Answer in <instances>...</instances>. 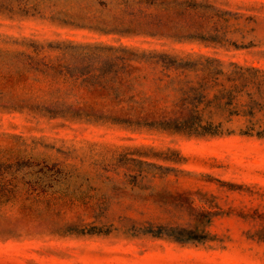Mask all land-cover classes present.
<instances>
[{"label":"rangeland","instance_id":"374dc122","mask_svg":"<svg viewBox=\"0 0 264 264\" xmlns=\"http://www.w3.org/2000/svg\"><path fill=\"white\" fill-rule=\"evenodd\" d=\"M228 6L254 17L245 37L253 45L227 49L198 41L120 37L0 13V49L33 53L21 43L24 38L44 44L103 40L212 55L264 69V0H228ZM58 54L44 47L39 56L54 59ZM19 72L0 66V98L47 100L66 89L40 73L23 78ZM250 90H257V82ZM253 121L264 127V106ZM247 124L242 115L226 123L234 128ZM0 161L12 164L2 177L7 189L0 193V264H264V242L249 237L264 225V137L188 136L0 107ZM185 191L196 192V205L216 212L206 227L213 239L179 243L132 234L147 221L190 224L184 196L177 195ZM68 223L110 231L65 233Z\"/></svg>","mask_w":264,"mask_h":264},{"label":"trees","instance_id":"16d2710c","mask_svg":"<svg viewBox=\"0 0 264 264\" xmlns=\"http://www.w3.org/2000/svg\"><path fill=\"white\" fill-rule=\"evenodd\" d=\"M0 13L38 17L61 27L120 37L144 35L176 42L198 41L227 49L253 45L245 37L253 29L249 25L254 17H244V13L230 8L228 0H0ZM21 43L31 47L33 53L0 49V66L18 67L23 78L31 71L40 73L61 81L66 89L47 100L0 98L1 108H26L71 121L163 129L188 136L239 133L264 137V127L253 124V117L264 106V100L255 96L264 98L261 67L212 55H180L103 40L63 39L44 44L24 38ZM44 47L59 54L54 59L40 57ZM255 82L257 90L252 91L250 86ZM243 96L247 97L245 103L239 101ZM238 115L245 116L250 124L240 128L226 125ZM11 166L0 161V193L7 189L2 177L12 171ZM193 193L177 194L184 196L190 224L147 221V225L134 228L132 234L166 237L179 243L213 239L206 227L216 212L196 205ZM66 226L65 233L110 231L95 227L83 230L76 223ZM249 237L264 242V225Z\"/></svg>","mask_w":264,"mask_h":264}]
</instances>
